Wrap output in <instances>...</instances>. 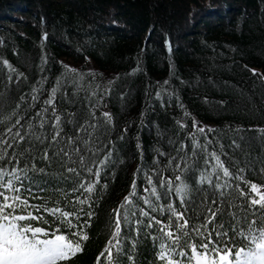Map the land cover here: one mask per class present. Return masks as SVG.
<instances>
[{"label":"trees","instance_id":"obj_1","mask_svg":"<svg viewBox=\"0 0 264 264\" xmlns=\"http://www.w3.org/2000/svg\"><path fill=\"white\" fill-rule=\"evenodd\" d=\"M4 60L15 70L11 81ZM17 73H23L19 86ZM79 74L85 76L84 87L73 96L71 79ZM42 75L48 77L42 99L57 78L66 77L68 97L57 103L80 122L91 111L88 98L95 99L89 97V83L98 84L103 94L114 81L103 111L112 114L115 126L113 159L124 162L102 174L101 184L108 188L74 264H97L98 256L99 264H106V254L100 253L109 239V214L128 194L141 164L136 138L144 162L151 164L156 147L171 152L168 139L183 136L176 120L184 111L189 127L195 120L219 134L229 153L221 157L226 166L232 169L235 161L249 181L264 185L259 134L264 129V0H0V107L5 102L14 107ZM166 80L179 99L162 108L154 93L157 83ZM126 127L125 139L119 140ZM236 129L244 130V140ZM233 139L242 151H233ZM184 142L190 148L191 141ZM141 253L142 264H148L150 240Z\"/></svg>","mask_w":264,"mask_h":264},{"label":"snow or ice","instance_id":"obj_2","mask_svg":"<svg viewBox=\"0 0 264 264\" xmlns=\"http://www.w3.org/2000/svg\"><path fill=\"white\" fill-rule=\"evenodd\" d=\"M3 67L11 81L15 70L7 60ZM21 77L16 74L17 86ZM84 79L72 76L73 96L83 90ZM46 83L42 75L14 107L7 102L0 107V264H74L108 188L102 174L124 162L113 159L115 126L112 114L103 111L114 81L103 94L89 83V97L95 99L88 98L91 111L83 122L75 112H61L57 103L68 97L66 77L57 78L42 99ZM168 84L156 85L154 97L162 108L179 99ZM188 116L184 111L176 120L183 136L168 139L172 151L156 147L151 164L144 162L136 138L141 164L128 194L109 214V239L100 253L106 264H142L141 247L148 240V264H264V185L249 181L235 161L232 169L226 166L221 157L229 153L219 134L195 120L189 127ZM235 131L245 139L244 130ZM127 132L126 127L118 139ZM259 134L264 139V129ZM231 147L243 150L235 139Z\"/></svg>","mask_w":264,"mask_h":264}]
</instances>
